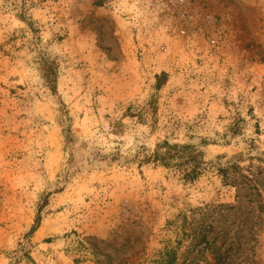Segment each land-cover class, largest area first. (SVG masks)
I'll use <instances>...</instances> for the list:
<instances>
[{"label":"rangeland","instance_id":"obj_1","mask_svg":"<svg viewBox=\"0 0 264 264\" xmlns=\"http://www.w3.org/2000/svg\"><path fill=\"white\" fill-rule=\"evenodd\" d=\"M170 251L264 264V0H0V264Z\"/></svg>","mask_w":264,"mask_h":264},{"label":"trees","instance_id":"obj_2","mask_svg":"<svg viewBox=\"0 0 264 264\" xmlns=\"http://www.w3.org/2000/svg\"><path fill=\"white\" fill-rule=\"evenodd\" d=\"M51 71V67L45 63V75L49 84L53 83L49 76ZM200 158L201 152L193 146L172 144L165 140L156 144L155 149L146 160L165 168L174 169L184 182H193L200 175ZM161 258L163 264H172L175 259L174 252H166Z\"/></svg>","mask_w":264,"mask_h":264}]
</instances>
